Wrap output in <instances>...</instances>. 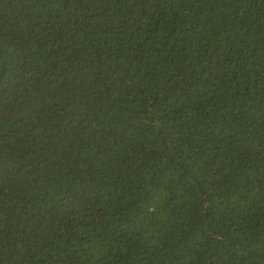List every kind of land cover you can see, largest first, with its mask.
I'll return each mask as SVG.
<instances>
[{"label": "trees", "instance_id": "1", "mask_svg": "<svg viewBox=\"0 0 264 264\" xmlns=\"http://www.w3.org/2000/svg\"><path fill=\"white\" fill-rule=\"evenodd\" d=\"M0 264H264V0H0Z\"/></svg>", "mask_w": 264, "mask_h": 264}]
</instances>
